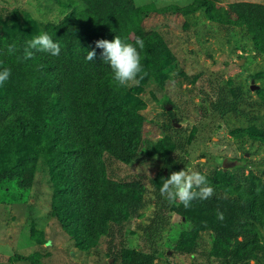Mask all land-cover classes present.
I'll return each instance as SVG.
<instances>
[{
	"label": "trees",
	"instance_id": "obj_1",
	"mask_svg": "<svg viewBox=\"0 0 264 264\" xmlns=\"http://www.w3.org/2000/svg\"><path fill=\"white\" fill-rule=\"evenodd\" d=\"M81 1L86 7L74 9L71 25L39 22L24 12L13 25L5 21V29L0 31V67L11 69L9 80L0 86V183L5 158L11 161L12 170L33 157L32 149L39 148L37 157L43 156L48 165L55 192L52 215L64 234L81 249L90 250L102 237L111 235L116 203L126 205L127 215H135L145 206L143 191L147 187L142 183L148 180L155 211L150 222L141 227L143 245L132 248L122 244L113 256L115 264H155V248L171 208L159 189L172 172L182 170L183 163L177 158L182 146L166 133L145 135V100L133 86H116L95 42L119 36L123 42L135 44L136 37L142 38L141 63L146 75L139 84L145 86L176 68L175 53L162 33L146 28L147 17L187 16L204 10L207 19L221 26H244L258 52L264 54V3L241 0L225 6L220 0H193L185 6L158 7L154 3L137 5L135 0ZM41 33L60 44V55L33 50V58L18 59L27 42ZM13 43L19 51L8 55L7 48ZM92 50L97 55L87 61ZM262 81L256 90L260 108H264V77ZM248 93L239 83L220 85L214 90V99L202 107V117L232 114L245 118L250 139L264 145V123L257 122L263 115L247 107ZM169 114L172 119L174 112ZM35 134L49 142V150L34 143ZM153 158L159 161V177L135 173L140 178L136 180L117 171L118 164ZM206 178L214 188L211 198L193 200L187 209L180 203L176 207L191 231L180 238L174 251L193 253L201 238L199 232L206 231L224 244L218 264L258 261L264 252V182L246 173L244 166L235 171L222 169ZM217 211L224 214L222 221L217 219ZM185 241L192 243L185 245ZM42 255L38 251L21 259L37 264L36 257Z\"/></svg>",
	"mask_w": 264,
	"mask_h": 264
},
{
	"label": "rangeland",
	"instance_id": "obj_2",
	"mask_svg": "<svg viewBox=\"0 0 264 264\" xmlns=\"http://www.w3.org/2000/svg\"><path fill=\"white\" fill-rule=\"evenodd\" d=\"M241 0H220L219 4ZM264 3V0H249ZM193 0H135L137 5L154 3L185 6ZM81 0H0V31L5 21L13 25L20 13L29 12L39 22H69L74 9H81ZM148 30L162 33L175 53L176 68L147 85L133 86L145 100L144 133L160 137L169 134L182 146L177 154L182 170L196 171L205 176L224 170L235 171L244 166L246 173L257 175L264 182V145L250 139L245 118L228 115L202 117L203 106L214 99V90L222 84L239 83L249 89L248 108L263 115L264 108L256 102L257 89L263 84L264 54L258 52L254 39L244 26H221L206 18L205 11L195 14L159 15L145 19ZM4 27V28H3ZM77 27V26H76ZM173 111L171 119L169 112ZM37 146L49 150L47 140L35 134ZM33 157L13 166L4 159L0 183V264H32L21 257L42 252L37 264H115L113 254L122 244L140 248L141 227L150 222L155 211L152 185L143 180L145 206L135 215L124 214L125 204L116 203L112 233L101 238L90 250L81 249L75 240L64 234L62 225L52 215L55 192L50 183V170L39 148L32 149ZM36 161V162H35ZM158 159L131 165L118 164L117 171L159 177ZM229 165H224V163ZM232 163V164H230ZM9 172V173H8ZM130 179V180H131ZM179 202L171 204L166 226L161 230L155 252V264H218L224 244L210 232L200 231L195 251L184 255L174 251L182 236H188L191 226L176 213ZM264 242V227L261 228ZM190 242H183L188 245ZM245 264H264V252L258 261Z\"/></svg>",
	"mask_w": 264,
	"mask_h": 264
},
{
	"label": "clouds",
	"instance_id": "obj_3",
	"mask_svg": "<svg viewBox=\"0 0 264 264\" xmlns=\"http://www.w3.org/2000/svg\"><path fill=\"white\" fill-rule=\"evenodd\" d=\"M84 9L86 5H79ZM96 48L102 50L100 53L104 63H107L113 73V81L117 87H132L139 85L140 81L146 75L141 63V52L145 47L142 38L136 37L135 44L125 43L119 36L112 41L100 39L95 42ZM44 52L51 56H59L61 52L60 44L54 42L47 33H41L27 42L23 49V56L18 59L28 60L33 58L34 52ZM19 51L16 44L8 46L7 54L16 55ZM97 53L95 50L88 51L86 60L93 61ZM11 76V69L0 67V86L4 85ZM162 197L166 198L168 203L175 204L179 202L186 209L191 207L193 200H207L214 195V188L209 184L205 175L196 171L180 170L170 174L164 179L159 189ZM217 219L223 220L224 214L217 211Z\"/></svg>",
	"mask_w": 264,
	"mask_h": 264
},
{
	"label": "water",
	"instance_id": "obj_4",
	"mask_svg": "<svg viewBox=\"0 0 264 264\" xmlns=\"http://www.w3.org/2000/svg\"><path fill=\"white\" fill-rule=\"evenodd\" d=\"M230 164H232V163H230ZM224 165H226V166H227V165H229V164H227V163L225 162V163H224Z\"/></svg>",
	"mask_w": 264,
	"mask_h": 264
}]
</instances>
